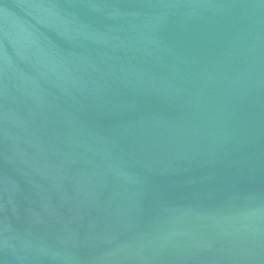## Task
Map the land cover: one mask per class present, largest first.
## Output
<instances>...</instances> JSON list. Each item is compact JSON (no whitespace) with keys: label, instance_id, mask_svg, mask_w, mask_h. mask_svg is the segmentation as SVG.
I'll list each match as a JSON object with an SVG mask.
<instances>
[{"label":"water","instance_id":"1","mask_svg":"<svg viewBox=\"0 0 264 264\" xmlns=\"http://www.w3.org/2000/svg\"><path fill=\"white\" fill-rule=\"evenodd\" d=\"M0 264H264V0H0Z\"/></svg>","mask_w":264,"mask_h":264}]
</instances>
